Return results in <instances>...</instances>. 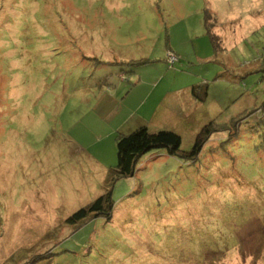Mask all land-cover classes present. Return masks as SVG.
I'll return each mask as SVG.
<instances>
[{
    "label": "rangeland",
    "instance_id": "374dc122",
    "mask_svg": "<svg viewBox=\"0 0 264 264\" xmlns=\"http://www.w3.org/2000/svg\"><path fill=\"white\" fill-rule=\"evenodd\" d=\"M263 104L264 0H0V264H264ZM210 123L195 159L156 149L116 179L109 219L66 222L106 191L117 134L190 152Z\"/></svg>",
    "mask_w": 264,
    "mask_h": 264
},
{
    "label": "trees",
    "instance_id": "16d2710c",
    "mask_svg": "<svg viewBox=\"0 0 264 264\" xmlns=\"http://www.w3.org/2000/svg\"><path fill=\"white\" fill-rule=\"evenodd\" d=\"M208 33L210 34L213 49L217 50L219 47L218 38L211 31H208ZM169 53L172 52L169 51ZM196 90L197 87L193 86L192 92H196ZM210 126L212 127L211 123L205 125L200 130L190 152L182 151L180 149L181 138L179 135L166 129L155 131L149 130L145 126H140L129 134H117L115 139L117 164L115 169L111 171L110 183L106 191L90 204L72 213L66 222L68 224H78L89 217H104L105 219H109L113 209L112 190L116 179L133 176L135 165L139 158L156 149H166L168 154L173 157L195 159L199 155L204 143L213 133V130L209 129Z\"/></svg>",
    "mask_w": 264,
    "mask_h": 264
},
{
    "label": "crops",
    "instance_id": "0c3cea01",
    "mask_svg": "<svg viewBox=\"0 0 264 264\" xmlns=\"http://www.w3.org/2000/svg\"><path fill=\"white\" fill-rule=\"evenodd\" d=\"M197 87L196 92H192V87ZM157 85L154 87L156 88ZM197 84L191 85V88H178L173 91H166V95L162 97L161 101L155 105V107L150 111L151 117L156 119L155 124L158 123V121L165 120L171 116H173L174 110L180 111V110H186L188 105H190L192 102L190 101V98L192 96H199ZM152 92L144 97V99H141L139 101L140 107L147 108V104L149 100H151ZM149 110V109H148ZM160 111V112H158ZM142 116H146L143 114ZM139 121L142 122L143 119L140 116ZM154 125V124H153Z\"/></svg>",
    "mask_w": 264,
    "mask_h": 264
},
{
    "label": "built area",
    "instance_id": "2783aa9c",
    "mask_svg": "<svg viewBox=\"0 0 264 264\" xmlns=\"http://www.w3.org/2000/svg\"><path fill=\"white\" fill-rule=\"evenodd\" d=\"M177 60L176 55L169 53L168 54V64L171 65Z\"/></svg>",
    "mask_w": 264,
    "mask_h": 264
}]
</instances>
